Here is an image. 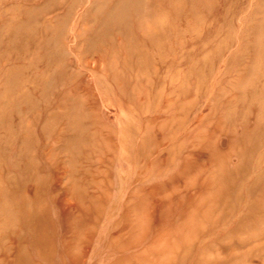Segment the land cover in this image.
<instances>
[{
  "label": "rangeland",
  "instance_id": "374dc122",
  "mask_svg": "<svg viewBox=\"0 0 264 264\" xmlns=\"http://www.w3.org/2000/svg\"><path fill=\"white\" fill-rule=\"evenodd\" d=\"M0 264H264V0H0Z\"/></svg>",
  "mask_w": 264,
  "mask_h": 264
},
{
  "label": "bare ground",
  "instance_id": "6f19581e",
  "mask_svg": "<svg viewBox=\"0 0 264 264\" xmlns=\"http://www.w3.org/2000/svg\"><path fill=\"white\" fill-rule=\"evenodd\" d=\"M88 59V58H87ZM99 60V59H98ZM94 62V61H93ZM98 65V64H97Z\"/></svg>",
  "mask_w": 264,
  "mask_h": 264
}]
</instances>
